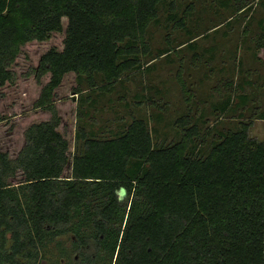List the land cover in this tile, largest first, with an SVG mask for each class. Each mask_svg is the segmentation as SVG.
I'll return each instance as SVG.
<instances>
[{"label": "trees", "instance_id": "16d2710c", "mask_svg": "<svg viewBox=\"0 0 264 264\" xmlns=\"http://www.w3.org/2000/svg\"><path fill=\"white\" fill-rule=\"evenodd\" d=\"M259 6L264 0H0V87L16 82L13 66L24 46L63 32L68 20L64 49L49 50L35 71L38 82L50 74L34 104L50 119L26 130L16 158L0 149V264L73 260L67 239L92 264H264V141L249 136L264 111L244 115L256 100L249 90L259 91V83L239 56L248 52L260 61ZM221 14V23L201 29L204 16ZM239 23L236 80L226 68L229 76L216 86L223 98L211 103L217 119L238 113L235 129L202 130L206 110H193L200 100L187 87L189 108L176 122L175 140L152 127L163 120L160 113L97 128L92 111L115 104L110 97L138 72L184 49L197 66L198 41L221 26L232 37ZM153 27L187 38L176 43L168 36L158 50ZM208 53L212 61L218 51ZM70 73L79 97L72 158L56 106Z\"/></svg>", "mask_w": 264, "mask_h": 264}, {"label": "rangeland", "instance_id": "374dc122", "mask_svg": "<svg viewBox=\"0 0 264 264\" xmlns=\"http://www.w3.org/2000/svg\"><path fill=\"white\" fill-rule=\"evenodd\" d=\"M258 8L260 11L257 12L256 16L260 17L262 12H264V8L262 6ZM223 16L222 14L217 17L216 15L213 17L204 16L202 21L208 26L204 25L201 29L205 30L218 22L221 23ZM200 18H202L201 12L198 16V19ZM67 24L68 20L64 18L63 32L53 33L45 42L34 41L24 46L16 64L13 66V70L17 75L16 82L13 85L8 84L0 87V149L3 152H7L12 159L18 156L25 144L26 130L32 124L50 119L48 112L34 108L43 85H46L50 80V74L43 77L41 82H38L35 71L39 67L42 57L49 50L57 49L62 51L64 49ZM239 25L240 23L236 27V31L233 32L232 37H229L230 34L226 31L229 27L221 26L210 31L209 34L207 33L208 37L204 39L206 41H202L203 38L198 41L200 42L202 60L197 62V66L194 65V54L192 51L184 49L174 52L168 59H158L149 71L138 72L126 86L120 87L118 94H113L110 97L113 102H116L115 104L105 103L98 112L92 111L91 116H93L97 128L107 125L114 127L121 123L117 121L120 117L130 122L131 114L136 117H148L153 113H160L163 115V120L157 125L153 123L152 127L158 129L163 139L168 141L175 140L179 137L176 122L180 117L187 114L189 108L185 91L186 89H191L193 94H196L200 100V104H197L193 110L197 108L206 110V116H208V120L206 118L203 119L204 123L199 121L202 130L211 127L216 131L228 128L235 129L240 121L235 116L238 113L229 112L221 120L220 118L217 119L212 113L211 103H216L223 98L218 95L216 86L221 79H226L229 76L225 70L226 68L231 70V79L236 80V76L233 74L236 57L235 53L232 52L236 50L235 44H237V37L239 39L240 35L237 30H243L244 24ZM152 34L154 38L153 45L158 50L167 47V38H170L168 36H173L172 38L176 43L185 41L187 38L186 33L183 31L174 33L167 30L163 31L159 27H153ZM213 47L217 49L218 53L214 55L215 57L211 61L208 50ZM231 53L232 57H230ZM242 55L246 59V67L254 69V72L251 70L252 79L259 83V91L249 90L252 93V97L256 100L249 105L250 113L246 112L244 114L248 119L252 108L257 107V112L264 111V50L260 52L259 62L252 53L240 52L239 56ZM207 60H210L211 64L207 63ZM211 70L214 72H211ZM183 83L187 86H183ZM76 84V75L74 73L66 75L62 86L57 90L56 99V106L62 118L59 131L70 142L71 158L75 151L78 120L79 97L74 92ZM124 94L127 95V99L125 101L120 99L121 102L118 101L117 96ZM137 95L142 98H136ZM150 99L153 101L152 103L148 102ZM205 100L210 102V104L206 105L207 109L204 108ZM238 101V98H235V102L238 103ZM157 105L160 106L159 109ZM252 110L255 111L254 109ZM195 114L198 117L200 111ZM249 136L258 142L264 141V119H255L253 121ZM69 174L70 170L67 169L65 175ZM18 181L19 179L16 182H12V184L16 185ZM64 243L67 250H72L71 239L65 240ZM75 256H77L76 253H73L72 257L74 258ZM78 258L80 260L81 256H78ZM77 264H84V262H78Z\"/></svg>", "mask_w": 264, "mask_h": 264}, {"label": "flooded vegetation", "instance_id": "af4514ba", "mask_svg": "<svg viewBox=\"0 0 264 264\" xmlns=\"http://www.w3.org/2000/svg\"><path fill=\"white\" fill-rule=\"evenodd\" d=\"M68 251L72 252V254L76 253L77 256H75L73 260H65V259L61 260V264H65V263L67 264L71 262H73L74 264H77L78 262H84V264H92L91 261H87V259H85V257L82 256L80 251L74 250L73 243H72V250H68ZM86 252H89V254H92L93 250L89 248ZM78 256H81L80 260H78L79 259Z\"/></svg>", "mask_w": 264, "mask_h": 264}]
</instances>
